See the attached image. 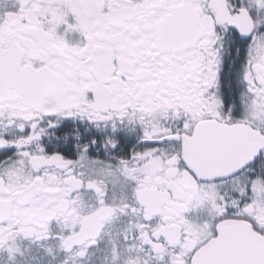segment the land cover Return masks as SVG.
<instances>
[{
	"label": "snow or ice",
	"instance_id": "obj_1",
	"mask_svg": "<svg viewBox=\"0 0 264 264\" xmlns=\"http://www.w3.org/2000/svg\"><path fill=\"white\" fill-rule=\"evenodd\" d=\"M0 264H264V0H0Z\"/></svg>",
	"mask_w": 264,
	"mask_h": 264
},
{
	"label": "flooded vegetation",
	"instance_id": "obj_2",
	"mask_svg": "<svg viewBox=\"0 0 264 264\" xmlns=\"http://www.w3.org/2000/svg\"><path fill=\"white\" fill-rule=\"evenodd\" d=\"M231 57H226L225 58V70L222 73V80L224 81L225 85L228 84V82L231 79L232 73L229 69V61H230Z\"/></svg>",
	"mask_w": 264,
	"mask_h": 264
}]
</instances>
